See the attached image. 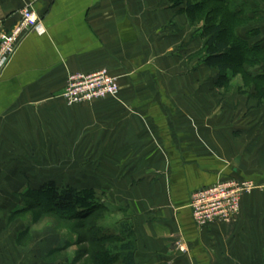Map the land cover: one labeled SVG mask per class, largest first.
I'll list each match as a JSON object with an SVG mask.
<instances>
[{
    "label": "crops",
    "instance_id": "obj_1",
    "mask_svg": "<svg viewBox=\"0 0 264 264\" xmlns=\"http://www.w3.org/2000/svg\"><path fill=\"white\" fill-rule=\"evenodd\" d=\"M27 8L39 26L0 72V213L17 210L27 186L22 166L2 157L19 155L18 141L45 155L56 134L58 153L88 157L90 188L132 223L135 264H264V105L223 98L180 9L170 0H0V33ZM251 15L240 35L264 42V10ZM102 69L118 96L67 106L68 77ZM226 179L251 184L236 219L199 228L191 195Z\"/></svg>",
    "mask_w": 264,
    "mask_h": 264
},
{
    "label": "trees",
    "instance_id": "obj_2",
    "mask_svg": "<svg viewBox=\"0 0 264 264\" xmlns=\"http://www.w3.org/2000/svg\"><path fill=\"white\" fill-rule=\"evenodd\" d=\"M170 1L174 7L180 9V12L187 14L190 21L204 20L201 31H195V34L202 41L200 51L203 54L202 63L217 72V87L222 88L236 73H240L247 82L264 84V42L251 44L247 40V35L241 36L238 30L239 27L247 26L254 19L251 13L255 15L258 12L259 7L256 2L250 0ZM209 6L214 7L201 17ZM220 8L224 10L225 17L216 21ZM246 9L250 10L249 14L246 13ZM232 21L239 23L240 26L232 28L230 25ZM231 39L233 42L229 43ZM252 69H257L256 74L250 72ZM254 94L256 99L264 100V87L257 91L255 89ZM20 198L22 200L20 208L12 211L10 216L18 215L36 206L43 213L54 215L65 221L71 220L83 228L87 227L83 230V235L75 234V244L86 243L91 246L90 252L93 259L90 264H135L136 238L132 223L124 219L118 224L116 232L108 231L101 225V215L109 209L93 188L76 189L48 181L38 187L27 188L20 194ZM22 232L25 233V230Z\"/></svg>",
    "mask_w": 264,
    "mask_h": 264
},
{
    "label": "rangeland",
    "instance_id": "obj_3",
    "mask_svg": "<svg viewBox=\"0 0 264 264\" xmlns=\"http://www.w3.org/2000/svg\"><path fill=\"white\" fill-rule=\"evenodd\" d=\"M250 1L256 2L259 7L258 11L264 10V0ZM213 7L209 6L203 13L201 11V17L209 13V10ZM249 9H246L247 14L250 12ZM181 13V15H185L188 24L193 29V39H199L195 31H201L204 20L192 22L187 14ZM224 15V10L220 8V12L216 15V21ZM250 23L247 26L239 27L238 30H246L250 26ZM230 25L232 28L240 26L239 23L234 21ZM232 42V39L229 40V43ZM261 87H264L263 83L247 82L242 78L240 73H236L226 85L222 86L220 93H222L224 99H237L242 101L241 103L248 100L257 102L259 106L264 105V100L256 99L254 91L255 89L256 91L260 90ZM262 109L264 111V107ZM54 135L42 147L45 155L35 153L33 156H30L28 153H25V149L23 151L20 149L26 147L25 141H22V143L18 141L17 149L19 155L2 157V160L3 158L4 160L5 158L13 160L18 168L22 166L19 173L22 174L27 186L19 187L18 191L23 192L27 188H35L48 181H54L57 185H68L76 189L88 188L92 185L90 179L92 172L89 171L88 157H81V159L79 158L76 161V157L72 155H60L58 153V140L56 139V134ZM32 144L34 147L41 148L42 141L33 140ZM28 146H30V143ZM45 149L48 151L47 154ZM93 189L95 190L94 187ZM96 194L102 201L105 200L104 190L96 191ZM17 202L20 208L22 204L20 194L17 195ZM105 205L109 211L101 215L102 221L100 224L107 228L108 231L116 232L118 224L125 219L123 209L119 208L120 205L107 203ZM99 218L98 221L101 219ZM86 228L76 225L71 220L65 221L54 215L43 213L36 206L15 216H10V213L6 216L1 212L0 264H90L93 259L90 252L92 250L91 246L86 243L75 244V234L83 235V230ZM24 230L25 233L22 232Z\"/></svg>",
    "mask_w": 264,
    "mask_h": 264
},
{
    "label": "built area",
    "instance_id": "obj_4",
    "mask_svg": "<svg viewBox=\"0 0 264 264\" xmlns=\"http://www.w3.org/2000/svg\"><path fill=\"white\" fill-rule=\"evenodd\" d=\"M38 26V17L27 8L22 10L20 20L8 32L0 33V72L10 62L24 37L36 31ZM118 93L116 79L102 69L90 75H70L61 97L67 105L73 106L115 98ZM250 188L248 182L226 179L195 191L190 199L193 221L199 228L230 224L239 213L241 197ZM179 250L184 251L181 246Z\"/></svg>",
    "mask_w": 264,
    "mask_h": 264
}]
</instances>
